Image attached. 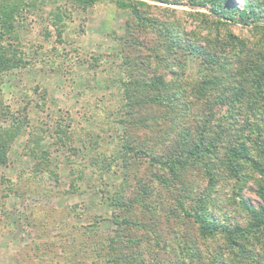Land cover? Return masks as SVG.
Returning a JSON list of instances; mask_svg holds the SVG:
<instances>
[{
    "label": "trees",
    "instance_id": "16d2710c",
    "mask_svg": "<svg viewBox=\"0 0 264 264\" xmlns=\"http://www.w3.org/2000/svg\"><path fill=\"white\" fill-rule=\"evenodd\" d=\"M100 1L0 0V167L24 133L33 160L15 181L1 180L18 198L38 193L44 179L59 182L47 136L30 131L25 116L1 98L4 77L31 65L20 34L37 23L46 39H55L50 49L38 45L34 51L37 62L49 51L50 71L60 74L64 34ZM111 2L125 16L122 32L110 36L114 73L108 79L118 95L112 116L122 131L111 143L103 138L111 149L84 157L72 151L79 162L67 158L70 182L60 197L83 188L89 165L104 186L96 192L114 230L100 234L101 216L82 224L69 220L76 210L59 211L62 220H50V229L58 228L71 245L55 263L264 264V50L221 31L232 22L261 27L264 35V0H243L242 8L233 0ZM63 122H56L52 137L58 150L68 149L75 136ZM104 176L119 178L115 189L104 190ZM245 190L261 203L254 205ZM45 223L29 216L36 241Z\"/></svg>",
    "mask_w": 264,
    "mask_h": 264
},
{
    "label": "rangeland",
    "instance_id": "374dc122",
    "mask_svg": "<svg viewBox=\"0 0 264 264\" xmlns=\"http://www.w3.org/2000/svg\"><path fill=\"white\" fill-rule=\"evenodd\" d=\"M233 2L240 8L244 3L243 0ZM172 8L189 11L183 7ZM46 9L49 10L50 7ZM124 17L111 0H101L85 14L79 15L68 27L70 29L64 34L65 43L59 47V51L65 54L63 62L59 61L63 71L60 74L50 71L49 51L46 52L44 62H37L39 57L34 51L38 45L47 47L46 50L50 49V46L55 45V39H46L37 23H31L25 35L20 34L25 57L31 65L4 77L1 98L12 112H20L22 117L25 116L33 126L30 131L47 136L45 143L51 150L59 182L44 179L38 193H20L19 198L12 194L7 183H1V180L15 181L18 173L32 166L33 160L26 156L27 134L24 133L11 145L8 160L0 167V195L7 196L6 199H0V264H66L62 259L55 263V256H63L62 251L71 242L64 240L57 231L58 228L50 229V220H62L63 216L58 213L62 210H65V214L76 210L77 217L71 215L69 220L77 221L80 218L78 221L82 224L87 223V219L92 216H101L100 234H112L114 226L109 222L110 210L100 193L96 192L99 187L104 186L95 182L96 177L91 176L89 165L83 164L85 180L80 191L65 197H60V192L66 191L70 182L67 158L79 162V155L111 149L112 145L101 144L103 138H108L111 143L115 131H122L121 125L114 122L116 117L112 116V111L118 107V95L108 79L114 73V69L110 67V55L113 51L110 36L122 32ZM258 26H263V23H258ZM223 30L225 34L230 32L242 38L253 51L264 50L261 27L254 28L253 24L241 26L230 22L228 27L226 25L221 29L222 32ZM94 63H97V67L91 66ZM61 119L63 124H70L75 136L68 149L58 150L53 145L52 137L55 124ZM30 131L28 129V133ZM95 143L101 145L95 147ZM73 150H78L77 156L73 155ZM104 179L108 181V186L104 188L107 191H112L111 187L115 189L119 183L118 177L112 180V177L104 176ZM244 195L254 205L261 203L249 190H245ZM30 215L46 222L45 233L39 241L34 239L38 235L37 231L27 225ZM67 229L65 228L66 232L69 230ZM32 239L39 245L37 249L32 245Z\"/></svg>",
    "mask_w": 264,
    "mask_h": 264
}]
</instances>
